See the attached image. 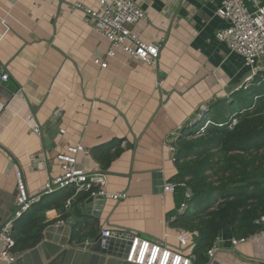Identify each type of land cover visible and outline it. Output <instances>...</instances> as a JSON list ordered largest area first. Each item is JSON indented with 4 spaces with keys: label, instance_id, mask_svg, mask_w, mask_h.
Returning a JSON list of instances; mask_svg holds the SVG:
<instances>
[{
    "label": "crops",
    "instance_id": "1",
    "mask_svg": "<svg viewBox=\"0 0 264 264\" xmlns=\"http://www.w3.org/2000/svg\"><path fill=\"white\" fill-rule=\"evenodd\" d=\"M135 2L147 16L137 26L141 40L160 44L155 67L121 52L107 57L109 43L71 9L80 3L97 10V0H0V72L9 76L0 85V144L11 155L0 151V192L16 190L19 171L28 196L41 194L47 178L61 173L56 156L80 144L89 153L77 154V167L104 177V190L124 198L95 197L101 205L83 208L90 197L80 193L65 213L73 189L43 196L51 204L42 214L46 227L70 226L73 245L92 242L102 230H126L193 256L196 239L177 221L187 190L162 196L160 183L177 174L170 138L204 110L246 91L248 70L215 38L228 26L216 16L218 0ZM258 66L248 89L264 84V59ZM35 124L41 137L31 132ZM261 231L233 252L218 253L213 264H264Z\"/></svg>",
    "mask_w": 264,
    "mask_h": 264
},
{
    "label": "trees",
    "instance_id": "2",
    "mask_svg": "<svg viewBox=\"0 0 264 264\" xmlns=\"http://www.w3.org/2000/svg\"><path fill=\"white\" fill-rule=\"evenodd\" d=\"M253 86L234 95L229 105L214 104L209 110L212 125L196 135L204 125L198 120L200 128L191 138L181 133L175 144L173 182L186 179L193 194L177 221L196 239L192 254L198 264L206 261L207 250L222 231L232 229V236L241 238L264 230L256 224L264 217V84ZM232 117L237 122L229 128ZM211 177L216 182H208ZM50 205L43 199L16 221L12 255L42 240V214Z\"/></svg>",
    "mask_w": 264,
    "mask_h": 264
},
{
    "label": "built area",
    "instance_id": "3",
    "mask_svg": "<svg viewBox=\"0 0 264 264\" xmlns=\"http://www.w3.org/2000/svg\"><path fill=\"white\" fill-rule=\"evenodd\" d=\"M40 1L52 3L55 0ZM218 1L219 8L216 10V16L226 20L228 26L218 31L215 34V38L226 46L230 54L242 59L244 67L248 70V77L245 81V85H247H244L243 89H248L247 86L252 84L259 75L260 68L258 65L264 59V0ZM97 4V10L84 8L80 3H75L71 9L82 11L85 15V21L93 26L109 43V49L106 53L107 57L114 58L117 52H121L133 60L155 67L159 59L160 44L146 43L141 40L137 32V26L145 23L147 16L136 4L135 0H97ZM248 5L253 8L252 11L248 9ZM93 64L101 69L107 68L106 62H100L97 59L93 60ZM8 78L7 73L0 72V85L7 82ZM204 118L201 120L202 122L204 121V125L197 134L203 132L208 125H212L210 120L205 121ZM236 122V119L232 117L229 128L235 126ZM31 132L37 137L42 136L41 129L36 124L31 126ZM61 133L63 132L61 131ZM177 135L176 133L171 136L170 142L172 144H175L173 140H177ZM169 150L174 151L175 149L170 147ZM79 153L88 154L89 152L78 144L74 147H68L66 153L58 154L56 159L60 163L61 173L54 178L48 177L44 190L35 197L28 196L22 173L19 171L15 172L17 190L15 207L17 211L14 217L4 225L0 233V238L6 241L2 258L8 263L12 262L16 257V255L10 253L14 246L11 234L14 224L37 205L43 196L73 189V195L64 202L63 210L65 213L70 212L72 202L80 193H85L90 198L99 197L114 201L124 198L121 194L112 195L104 190V177L87 174V172L78 168L76 156ZM34 163L36 165V162ZM186 181L185 179L181 183L165 182L162 186V196L175 194L179 189L187 190ZM187 208L186 204H182L179 211L184 214ZM63 224L60 221L57 225L61 226ZM256 224L264 227V217L257 220ZM260 234L264 236V231L262 230ZM100 236L103 239L128 242L129 249L124 261L131 264H195L193 256L184 255L180 251L171 249L165 243L154 241L134 232L106 229L101 231ZM248 239L249 237L236 238L233 236L223 238L219 235L207 250L205 254L206 261L202 264H213L218 253H231L236 246L247 242Z\"/></svg>",
    "mask_w": 264,
    "mask_h": 264
},
{
    "label": "water",
    "instance_id": "4",
    "mask_svg": "<svg viewBox=\"0 0 264 264\" xmlns=\"http://www.w3.org/2000/svg\"><path fill=\"white\" fill-rule=\"evenodd\" d=\"M207 109L200 121L209 113ZM0 151L8 156L10 153L0 144ZM164 182L160 183L162 186ZM188 198L193 196L190 188L187 189ZM17 190L11 194L0 192V233L17 211L15 200ZM102 202L89 198L83 208ZM13 232V231H12ZM11 232V234H12ZM63 234L61 239L53 234ZM42 240L32 249L18 253L15 259L8 263L2 258L4 243L0 238V264H130L124 260L127 257L129 243L114 239H103L100 235L90 243L73 245L74 233L70 226L60 229L57 226L46 227L42 232Z\"/></svg>",
    "mask_w": 264,
    "mask_h": 264
},
{
    "label": "rangeland",
    "instance_id": "5",
    "mask_svg": "<svg viewBox=\"0 0 264 264\" xmlns=\"http://www.w3.org/2000/svg\"><path fill=\"white\" fill-rule=\"evenodd\" d=\"M234 109H237V107L236 106H234ZM206 117H208L207 119H205V121L206 120H210L211 121V118H212V110L206 115ZM197 122H198V117L197 116H195L191 121H190V125L189 124H187L184 128H183V132L182 133H185V136H187L186 138H187V140H189L190 138H191V134L194 132V131H196L198 128H200V127H198V125L199 124H197ZM199 123V122H198ZM189 125V126H188ZM180 135H181V133L179 134V135H177V140H173V143H176L177 141H178V139L180 138ZM196 135H197V133H196ZM215 179H216V177H213V180H212V177H211V180H208V182H210V183H212V181L213 182H216L215 181ZM15 255H17V254H15Z\"/></svg>",
    "mask_w": 264,
    "mask_h": 264
},
{
    "label": "clouds",
    "instance_id": "6",
    "mask_svg": "<svg viewBox=\"0 0 264 264\" xmlns=\"http://www.w3.org/2000/svg\"><path fill=\"white\" fill-rule=\"evenodd\" d=\"M200 123V122H199ZM203 123V122H202Z\"/></svg>",
    "mask_w": 264,
    "mask_h": 264
},
{
    "label": "bare ground",
    "instance_id": "7",
    "mask_svg": "<svg viewBox=\"0 0 264 264\" xmlns=\"http://www.w3.org/2000/svg\"><path fill=\"white\" fill-rule=\"evenodd\" d=\"M131 264V263H130Z\"/></svg>",
    "mask_w": 264,
    "mask_h": 264
}]
</instances>
